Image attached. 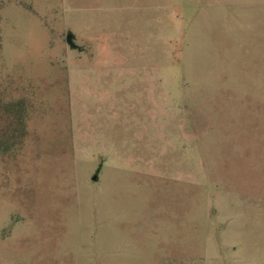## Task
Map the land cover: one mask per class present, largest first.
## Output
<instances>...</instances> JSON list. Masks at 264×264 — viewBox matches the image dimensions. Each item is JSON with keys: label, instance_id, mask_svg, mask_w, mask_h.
I'll return each mask as SVG.
<instances>
[{"label": "rangeland", "instance_id": "374dc122", "mask_svg": "<svg viewBox=\"0 0 264 264\" xmlns=\"http://www.w3.org/2000/svg\"><path fill=\"white\" fill-rule=\"evenodd\" d=\"M0 264H264V0H0Z\"/></svg>", "mask_w": 264, "mask_h": 264}]
</instances>
